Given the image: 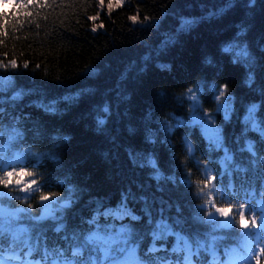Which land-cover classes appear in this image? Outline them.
Segmentation results:
<instances>
[{"label":"trees","instance_id":"1","mask_svg":"<svg viewBox=\"0 0 264 264\" xmlns=\"http://www.w3.org/2000/svg\"><path fill=\"white\" fill-rule=\"evenodd\" d=\"M107 2L51 0L31 18L9 16L0 60L20 66L0 68L11 81L0 86V118H22L57 191L71 180L76 218L124 203L136 221L176 213L197 229L194 187L204 179L188 146L205 158L208 145L188 90L232 139L258 137L246 116L256 105L264 120V0H125L110 15Z\"/></svg>","mask_w":264,"mask_h":264},{"label":"snow or ice","instance_id":"2","mask_svg":"<svg viewBox=\"0 0 264 264\" xmlns=\"http://www.w3.org/2000/svg\"><path fill=\"white\" fill-rule=\"evenodd\" d=\"M115 4L116 8H120L123 4V0H108L107 2V11L110 15L113 6ZM254 4V0H249V6H252ZM47 6V0H44V3H41L40 0H27V3H24L23 0H21V3L19 4L20 8L28 9L29 7H38L40 9H43ZM99 6L101 9L105 7V0H99ZM25 16L28 18L33 17V13L31 11H26ZM18 19V18H17ZM44 19H47V17H44ZM89 19L93 22H95L98 17L92 16L89 17ZM145 19H150L149 17H145ZM0 20H3L2 23H0V34L7 37L8 35V29H7V19L6 15L3 13H0ZM130 20L134 23H142L143 21L140 20L139 15H133L130 17ZM31 19L29 20V23H33ZM190 21H185V26L190 25ZM23 27V24L20 25ZM39 27V24L36 25ZM103 27V23L96 24L93 27V31L98 30L99 28ZM4 41L0 40V44H3ZM237 46L230 45L225 50L226 51H232ZM8 55L7 52L3 53V56L6 58ZM248 57V52L246 48H239V50L236 52V59L242 60L246 59ZM20 65L17 63V60L11 59L7 63H5L3 60H0V68H18ZM29 66L28 62L25 61L23 63V67L27 68ZM249 80H251V76L249 77ZM5 84L10 85L11 81H0V86H4ZM192 89L188 90L189 95L191 96V99L194 102V107H199L198 99L192 94ZM219 98H224L226 96L227 92V85L224 86L223 89H217ZM19 95V94H18ZM231 97H228V100H230ZM219 108H222L225 110L226 116H227V109L228 104L227 103H221L219 105ZM46 111H55V108L52 106H49L46 108ZM257 111L256 105L249 106L247 110V116H246V123H250L252 128L255 129L260 133L262 137H264V127L260 125V123L256 120L255 113ZM201 117H194V120H201ZM203 119L207 120L209 123L206 126V131H210L211 135L209 136V139L215 143L217 147H220L222 145V139L219 135V129L213 127L214 121H212L210 115H205ZM101 124H103V121H100ZM189 151H191V145L188 146ZM248 150L253 151V146L251 144L248 145ZM231 156L225 152L224 156V167H225V174L227 173L229 167L231 166ZM150 163L152 164L153 168L156 167L155 162L150 160ZM0 171L3 172V175H0V186L3 188L9 189L8 192L0 193L4 196H12L13 192H24V193H30V192H37L40 193L41 185L36 180V173L32 171H28L27 169L20 167L19 171H17L16 167H13L9 165L8 169L5 170L3 165H0ZM240 171H243L241 169ZM216 180V177H206L203 181H198L197 183L200 186L199 193L202 194L206 198V203H211L215 196L213 193L216 191L213 182ZM58 193H40L39 200L41 202V206L43 208V212L41 215L33 217L29 209L32 208V205L27 203V196L21 198L20 196H16V199H21L27 206L24 208H19L16 210H9L2 206H0V247L4 246V243L9 241L12 246H20L28 249V254L30 255L35 249L34 245H32L31 240L32 236L30 234L29 227L21 226L17 223L18 220H20V214H25V217L31 220L36 221H43L47 219L48 217H51L52 219H56L55 212L58 209H63L68 206H70L71 201L67 198H65L63 201L55 199L58 197ZM203 207V205H201ZM235 207L236 215L232 216L231 221H229L227 218L230 216V214L233 213ZM245 205H236L233 206L231 202L228 203L227 206H221L217 207L215 209L216 213H219L220 216L225 217L226 219L223 221H220L216 218V215L213 212L208 213V221L209 222H215L214 227H228L230 224H236L237 219L236 216L239 217V225L241 228L250 230V229H264V211H262L261 216L259 219L261 220L260 223H257L258 217L254 214L256 212L255 205L248 207L247 211L249 212L251 218L246 219L245 218V212L242 209H245ZM105 216H114L118 218H123L125 216L131 217L132 220H137L139 217L135 216L131 210L127 208V205L122 203L118 208L114 210H108L103 213ZM96 220L93 218L92 223H95ZM177 224L180 223L179 220L176 221ZM63 225H60L56 228V231H60ZM131 235V230L126 227H121L119 229V232L115 237L113 236H103L100 234L99 229L95 232H91L88 235L84 236L82 239V242L71 251V256L73 259H69L65 256L64 251L61 249H55L54 255L50 256L47 249L44 251V259L48 261V264H103V261H108V264H124V262L116 259L112 256V250H111V244L117 243L118 240H122L125 244V247H121L118 249V251L124 256V261L129 262V264H145V261L140 258L137 255V248L134 245H130L128 243V237ZM169 235H175L177 238V246L172 249V251L179 252L181 251V245H183V251L186 252V255L183 257L184 262L186 264H191V258L196 253L193 250V244H195L197 249L204 248L205 244L202 243L199 240H193L192 242H189L188 239H186L183 236H180L179 234H176L172 231V227L168 225L163 219L159 221L155 225V230L152 232L153 241H163L166 237ZM251 240L252 237H258V236H264V233L260 232H247L245 233ZM73 239H76V237H73ZM102 243L105 245L103 248V261H97L93 259L91 256L88 257L87 260L83 259L84 249L88 247V245L92 244H99ZM260 243L264 244V238L260 239ZM249 249V255L252 256L256 260V264H259L260 258L264 257V247H258L257 249L251 248L250 244L246 245ZM149 253H155L159 251V249L156 248L155 243L147 249ZM78 258V259H77ZM151 264H169V262L164 258H157L156 260H152L151 257L148 258ZM9 260H21V257L18 255H13L9 258H6L4 260H0V264H8ZM24 264H33L32 261L26 260L24 261ZM38 264V262H37Z\"/></svg>","mask_w":264,"mask_h":264},{"label":"rangeland","instance_id":"3","mask_svg":"<svg viewBox=\"0 0 264 264\" xmlns=\"http://www.w3.org/2000/svg\"><path fill=\"white\" fill-rule=\"evenodd\" d=\"M123 1H125V0H123ZM187 21V20H194V18H183V21ZM181 27V26H180ZM199 103V102H198ZM196 108H198V107H194V105H193V108H192V114L190 115V117H191V120L193 121V122H197V123H201L202 124V126H203V128H204V131L206 132V134L208 135V136H210L211 135V133H210V131H206V126L208 125V121L207 120H205V119H203V117L205 116V115H209V114H207V113H202V112H198L197 110H196ZM194 117H201L202 119L201 120H199V121H197V120H194ZM213 127H215V128H218L219 129V127H217L215 124H214V126ZM219 135H220V129H219Z\"/></svg>","mask_w":264,"mask_h":264}]
</instances>
